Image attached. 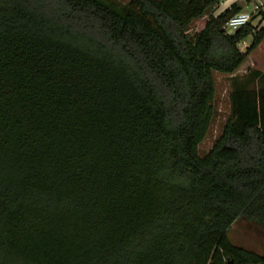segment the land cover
<instances>
[{"label":"trees","instance_id":"obj_1","mask_svg":"<svg viewBox=\"0 0 264 264\" xmlns=\"http://www.w3.org/2000/svg\"><path fill=\"white\" fill-rule=\"evenodd\" d=\"M223 1L0 0V264H264L227 235L264 229V73L199 153L264 41Z\"/></svg>","mask_w":264,"mask_h":264},{"label":"rangeland","instance_id":"obj_2","mask_svg":"<svg viewBox=\"0 0 264 264\" xmlns=\"http://www.w3.org/2000/svg\"><path fill=\"white\" fill-rule=\"evenodd\" d=\"M121 1L123 3L128 2V0ZM235 2L241 7L242 12H250L252 9L244 0L227 1L228 4ZM217 11L218 10L214 13L217 14ZM206 20L207 16L194 21L190 26L191 32L194 33L202 30ZM249 23L253 28L259 30L264 27V15L252 16ZM251 42L252 38L248 37L238 46L239 50L242 53L245 52ZM252 71L264 73V41L248 56L247 60L235 74L232 76H223L219 74L213 75L215 83V115L205 140L199 146L200 155L203 156L210 150L213 143L220 136L222 128L230 115L231 104L229 98L233 90V83L237 82L249 90L260 88L261 85L256 81H249V73ZM227 235L229 241L234 246L258 255H264V229L261 227L244 220H238L231 226Z\"/></svg>","mask_w":264,"mask_h":264},{"label":"built area","instance_id":"obj_3","mask_svg":"<svg viewBox=\"0 0 264 264\" xmlns=\"http://www.w3.org/2000/svg\"><path fill=\"white\" fill-rule=\"evenodd\" d=\"M244 1L247 3L248 6H251L252 9L250 12H240L239 14H236L227 22L225 26V31L228 35H232L239 29L248 25L252 16L254 15L259 16L260 12H264L263 0H244Z\"/></svg>","mask_w":264,"mask_h":264},{"label":"crops","instance_id":"obj_4","mask_svg":"<svg viewBox=\"0 0 264 264\" xmlns=\"http://www.w3.org/2000/svg\"><path fill=\"white\" fill-rule=\"evenodd\" d=\"M228 0H225L222 4H220V6L218 7V13L219 14L220 12L224 11L225 9H228L233 3H227ZM236 3V2H235ZM205 22V21H204ZM205 24V23H204Z\"/></svg>","mask_w":264,"mask_h":264}]
</instances>
